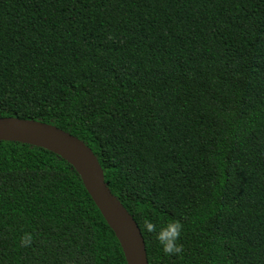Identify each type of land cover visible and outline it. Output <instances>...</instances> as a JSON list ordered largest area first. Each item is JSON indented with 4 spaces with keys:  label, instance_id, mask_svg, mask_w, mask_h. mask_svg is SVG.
<instances>
[{
    "label": "trees",
    "instance_id": "1",
    "mask_svg": "<svg viewBox=\"0 0 264 264\" xmlns=\"http://www.w3.org/2000/svg\"><path fill=\"white\" fill-rule=\"evenodd\" d=\"M0 117L84 141L149 264H264V0H0ZM0 264L128 263L67 160L0 141Z\"/></svg>",
    "mask_w": 264,
    "mask_h": 264
},
{
    "label": "water",
    "instance_id": "2",
    "mask_svg": "<svg viewBox=\"0 0 264 264\" xmlns=\"http://www.w3.org/2000/svg\"><path fill=\"white\" fill-rule=\"evenodd\" d=\"M0 141H14L50 150L67 160L121 244L128 264H149L144 236L137 222L111 192L104 170L84 141L54 125L19 117H0Z\"/></svg>",
    "mask_w": 264,
    "mask_h": 264
},
{
    "label": "clouds",
    "instance_id": "3",
    "mask_svg": "<svg viewBox=\"0 0 264 264\" xmlns=\"http://www.w3.org/2000/svg\"><path fill=\"white\" fill-rule=\"evenodd\" d=\"M143 223L147 232L155 233L154 239L159 244L163 254H178L181 251L178 239L181 235L182 225L178 220H169L159 229L149 219H144ZM32 239V235L25 232L21 235L19 243L21 246H28Z\"/></svg>",
    "mask_w": 264,
    "mask_h": 264
}]
</instances>
